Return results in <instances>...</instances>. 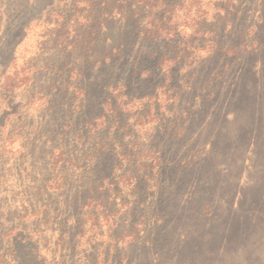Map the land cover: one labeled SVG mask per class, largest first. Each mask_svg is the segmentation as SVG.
I'll use <instances>...</instances> for the list:
<instances>
[{"label": "rangeland", "instance_id": "1", "mask_svg": "<svg viewBox=\"0 0 264 264\" xmlns=\"http://www.w3.org/2000/svg\"><path fill=\"white\" fill-rule=\"evenodd\" d=\"M0 264H264V0H0Z\"/></svg>", "mask_w": 264, "mask_h": 264}, {"label": "trees", "instance_id": "2", "mask_svg": "<svg viewBox=\"0 0 264 264\" xmlns=\"http://www.w3.org/2000/svg\"><path fill=\"white\" fill-rule=\"evenodd\" d=\"M64 148L62 147V149H58L57 151L60 152V150H63ZM63 152H60V156L63 155ZM53 171H54V176L56 175V177H52L53 179H49L47 178L45 181V191H48L49 189H56V190H63L65 191L67 185H68V179L70 178V174L69 172L71 171V164L69 160H66L65 163H60L59 161H55V158L53 159ZM54 184H56V186L54 187ZM49 207V206H47ZM47 211V210H46ZM47 213V212H46ZM48 218V217H46Z\"/></svg>", "mask_w": 264, "mask_h": 264}]
</instances>
